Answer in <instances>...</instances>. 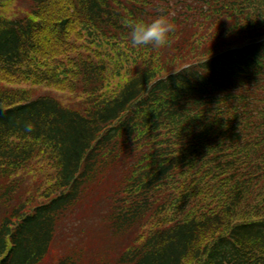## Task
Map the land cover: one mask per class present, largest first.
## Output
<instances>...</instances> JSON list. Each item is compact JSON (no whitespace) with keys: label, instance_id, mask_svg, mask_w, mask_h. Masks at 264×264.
I'll return each instance as SVG.
<instances>
[{"label":"trees","instance_id":"1","mask_svg":"<svg viewBox=\"0 0 264 264\" xmlns=\"http://www.w3.org/2000/svg\"><path fill=\"white\" fill-rule=\"evenodd\" d=\"M12 1L0 264H264V0ZM161 8L174 43L133 47Z\"/></svg>","mask_w":264,"mask_h":264},{"label":"clouds","instance_id":"2","mask_svg":"<svg viewBox=\"0 0 264 264\" xmlns=\"http://www.w3.org/2000/svg\"><path fill=\"white\" fill-rule=\"evenodd\" d=\"M158 13L150 21L137 20L127 24L133 47L151 46L154 49H164L174 43L177 25L172 19L173 14L165 12L163 8ZM25 130L33 131L32 125L27 124Z\"/></svg>","mask_w":264,"mask_h":264},{"label":"rangeland","instance_id":"3","mask_svg":"<svg viewBox=\"0 0 264 264\" xmlns=\"http://www.w3.org/2000/svg\"><path fill=\"white\" fill-rule=\"evenodd\" d=\"M29 8H30V3H29L28 0H13L12 3L8 6V8L5 9L4 14L8 15V16H11V17L17 16V15H22L24 12L29 10ZM47 91H48V88H46V87H36V90H35V92L37 94L47 93ZM55 94L57 96H59L61 98V100H63L67 104L76 103V100H77L76 96L73 97V96H71L68 93H55ZM29 186H30V188L31 187L34 188V186H37V185L32 182V184H30ZM92 216H93V218H96L97 217V212H93ZM95 220H97V219H95ZM90 230L91 231H90V235L89 236H96L97 235L96 237L98 238V235H100V227L99 226H95V228H91ZM79 232H80V230L79 231L78 230H72V231H68V232H65V233L63 232L60 235V241L62 243H59L57 245L58 248H62L64 251L68 250L70 248V246L64 243V241L66 240V237L71 238V239L78 238V236L75 235V233H79ZM70 233H73V235L70 234ZM44 264H49V262L47 261Z\"/></svg>","mask_w":264,"mask_h":264}]
</instances>
